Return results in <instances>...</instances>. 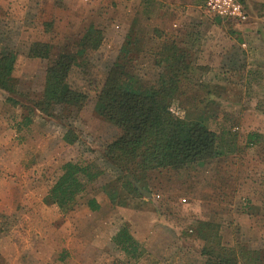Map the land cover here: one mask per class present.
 <instances>
[{
    "label": "rangeland",
    "instance_id": "1",
    "mask_svg": "<svg viewBox=\"0 0 264 264\" xmlns=\"http://www.w3.org/2000/svg\"><path fill=\"white\" fill-rule=\"evenodd\" d=\"M238 1L243 20L211 15L206 0H0V50L18 55L11 78L17 96L0 89V264H202L193 232L200 220L217 225L222 243L259 251L264 264V140H247L250 132L264 135V0ZM91 24L102 30V42L77 58L68 82L90 91L89 81L104 79L117 60L138 80H153L161 71L155 61L171 46L183 49L189 78L170 110L217 133L222 163L202 165L169 193L139 185L145 195L132 182L134 193L119 180L118 197L109 199L104 186L118 173L100 150L120 130L95 112L93 93L79 110L51 117L29 110L47 64L26 56L30 43L74 53ZM68 130L72 143L63 137ZM67 161L100 174L84 178L85 190L59 209L44 197ZM215 168L228 170L234 191L228 204L212 203L213 212L201 199ZM90 198L97 210L88 207ZM121 228L135 242L134 254L112 242Z\"/></svg>",
    "mask_w": 264,
    "mask_h": 264
},
{
    "label": "trees",
    "instance_id": "2",
    "mask_svg": "<svg viewBox=\"0 0 264 264\" xmlns=\"http://www.w3.org/2000/svg\"><path fill=\"white\" fill-rule=\"evenodd\" d=\"M102 38V30L91 24L79 38L74 53L51 54L50 43L33 41L26 56L47 60L42 91L39 98L29 101L30 112L39 111L42 116L51 117L59 111L79 110L91 91L98 116L119 128L120 134L100 150L102 160L118 173L116 181L104 186L109 199L114 202L118 197L116 185L119 180L134 193L137 189L132 182L152 193L158 189L169 193L191 179V172L198 173L202 165L222 163L227 155L219 144L217 133L199 119L180 117L170 110L172 102L180 95L183 80L189 78L183 49L171 46L166 56L155 61L161 71L153 80H138L126 71L125 61L117 60L107 69L104 79L89 81L93 86L90 91L76 89L68 82L77 58L96 50ZM127 51L123 47L122 52ZM17 59L15 52L0 50V89L16 96L11 78ZM7 99L13 104L17 100L14 97ZM30 119L25 115L22 120L28 122ZM69 132L63 137L72 143ZM247 140L250 144H258L264 140V135L250 132ZM98 174L88 165L65 162L61 174L44 197L45 203L65 208L85 190L83 179L90 181ZM206 189L202 191L204 203L201 205L214 212L217 204L212 203L230 202L223 201L233 195L231 174L227 169H217ZM87 204L91 210L99 208L94 198L88 199ZM193 232L200 241L197 250L203 258L202 264H260L259 251L222 243L217 225L212 221H198ZM112 242L125 253L134 254L136 250V244L125 228L115 234Z\"/></svg>",
    "mask_w": 264,
    "mask_h": 264
},
{
    "label": "built area",
    "instance_id": "3",
    "mask_svg": "<svg viewBox=\"0 0 264 264\" xmlns=\"http://www.w3.org/2000/svg\"><path fill=\"white\" fill-rule=\"evenodd\" d=\"M207 11L218 17L243 20L246 12L237 0H206Z\"/></svg>",
    "mask_w": 264,
    "mask_h": 264
},
{
    "label": "water",
    "instance_id": "4",
    "mask_svg": "<svg viewBox=\"0 0 264 264\" xmlns=\"http://www.w3.org/2000/svg\"><path fill=\"white\" fill-rule=\"evenodd\" d=\"M134 186L139 190V192L145 194V195H150L148 192H146L145 190H143L138 184H136L134 182Z\"/></svg>",
    "mask_w": 264,
    "mask_h": 264
}]
</instances>
